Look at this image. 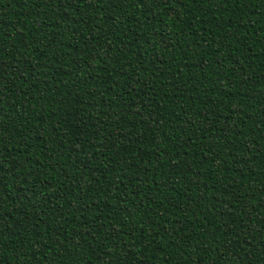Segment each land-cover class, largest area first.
Returning a JSON list of instances; mask_svg holds the SVG:
<instances>
[{"label": "trees", "instance_id": "1", "mask_svg": "<svg viewBox=\"0 0 264 264\" xmlns=\"http://www.w3.org/2000/svg\"><path fill=\"white\" fill-rule=\"evenodd\" d=\"M0 264H264V0H0Z\"/></svg>", "mask_w": 264, "mask_h": 264}]
</instances>
